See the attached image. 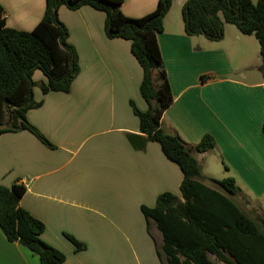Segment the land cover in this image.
<instances>
[{
  "label": "crops",
  "instance_id": "1",
  "mask_svg": "<svg viewBox=\"0 0 264 264\" xmlns=\"http://www.w3.org/2000/svg\"><path fill=\"white\" fill-rule=\"evenodd\" d=\"M157 44L172 103L162 114V130L191 147L202 175L232 178L237 206L264 213V71L259 44L235 26L224 25L218 42L184 33L181 8L171 0ZM158 0H123L122 13L143 17ZM5 26L31 31L40 22L45 0H0ZM178 8L180 16L173 10ZM176 12V11H175ZM67 42L80 71L68 93L42 94L28 122L49 141L26 130L0 135V186H24L19 205L44 224L42 241L65 256L61 264H161L156 248L161 235L147 229L141 206L152 208L162 193L180 197L182 173L159 144L144 141L131 102L148 105L140 94L142 70L130 42L108 39L105 14L89 6L58 9ZM35 83L46 79L39 70ZM204 135L213 149L196 152ZM219 175L220 178H215ZM65 235L85 245L77 251ZM0 264H40L36 255L10 243L0 230Z\"/></svg>",
  "mask_w": 264,
  "mask_h": 264
},
{
  "label": "trees",
  "instance_id": "2",
  "mask_svg": "<svg viewBox=\"0 0 264 264\" xmlns=\"http://www.w3.org/2000/svg\"><path fill=\"white\" fill-rule=\"evenodd\" d=\"M123 0H45L42 19L31 31L5 26L0 7V135L26 130L41 143L49 141L27 120V112L40 106L33 99V72L39 70L46 81L38 84L42 94L68 93L80 71L75 48L67 42V28L58 19L61 6L77 10L89 6L105 14L108 39L130 42V52L142 70L139 87L148 105L140 112L131 102L144 141L159 144L163 155L182 173L180 197L160 194L154 207L141 206L147 229L153 222L161 235L157 256L161 264H264V219L251 218L233 201L238 194L234 179H209L178 136L165 133L160 120L172 103L157 35L172 1L158 0L151 13L140 18L126 17ZM184 33L203 36L211 42L223 39L224 25L230 24L259 44L260 71H264V0H187L181 8ZM264 138V121L261 126ZM215 141L204 135L196 152L213 149ZM208 182L210 185L206 184ZM24 186H0V230L10 243H18L36 255L40 264H61L65 256L41 240L44 224L19 205ZM77 251L83 243L65 235Z\"/></svg>",
  "mask_w": 264,
  "mask_h": 264
},
{
  "label": "rangeland",
  "instance_id": "3",
  "mask_svg": "<svg viewBox=\"0 0 264 264\" xmlns=\"http://www.w3.org/2000/svg\"><path fill=\"white\" fill-rule=\"evenodd\" d=\"M254 2L256 1V0H253ZM176 11V12H175ZM174 13H176V16L178 17V16H180V10L178 9V8H176V10L174 9L173 10V12H172V15H174ZM38 85V83H36L35 84V86H37ZM207 178V177H206ZM215 178H220L219 177V175H216L215 176ZM209 179H211V178H209ZM206 184H208V185H210L208 182H206ZM236 198H237V196H235V197H233L232 199H233V201L237 204V202H236ZM257 212V211H256ZM255 211H253V212H249V216L251 217V218H253V219H256V218H260V219H264V213H256ZM210 257V259L212 260V261H214V262H216L217 264H224V263H222V262H220V261H218L214 256H212V255H210L209 256Z\"/></svg>",
  "mask_w": 264,
  "mask_h": 264
}]
</instances>
